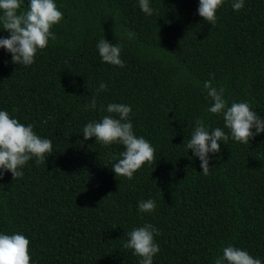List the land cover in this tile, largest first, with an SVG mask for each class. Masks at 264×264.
<instances>
[{
  "label": "trees",
  "instance_id": "obj_1",
  "mask_svg": "<svg viewBox=\"0 0 264 264\" xmlns=\"http://www.w3.org/2000/svg\"><path fill=\"white\" fill-rule=\"evenodd\" d=\"M54 2L64 18L34 64H14L0 48V110L53 144L46 163L33 158L22 178H0V234L28 238L31 264H140L123 245L133 228L152 224L153 264H215L229 245L264 264V133L233 140L203 87L214 74L229 106L247 102L264 118V0H245L240 11L224 0L214 26L198 14L200 0H149L152 16L139 0ZM9 36L0 24V38ZM101 39L121 46L125 67L102 61ZM93 97L96 109L86 107ZM110 103L130 106L134 133L156 149V163L132 180L111 168L123 145L83 137ZM198 119L229 135L209 153L208 175L186 148ZM149 199L155 211L140 212Z\"/></svg>",
  "mask_w": 264,
  "mask_h": 264
},
{
  "label": "clouds",
  "instance_id": "obj_2",
  "mask_svg": "<svg viewBox=\"0 0 264 264\" xmlns=\"http://www.w3.org/2000/svg\"><path fill=\"white\" fill-rule=\"evenodd\" d=\"M23 0H0V24L3 30L10 33L9 37L0 38V48L6 49L12 55V63L31 66L35 63L38 52L47 49L49 40L55 41L52 31L64 18L54 0H30L26 10H21ZM245 0H233L232 7L240 11ZM224 4V0H200L198 14L211 25L217 22V11ZM139 7L147 16H152L155 9L150 7L149 0H139ZM129 39L135 33H126ZM97 48L103 62L125 67L121 59V46L112 44L107 39H101ZM212 79L204 82L206 98L213 102L208 111L215 115H222L227 129L233 140L249 144L260 133H264V118L251 110L247 102L233 101L231 106L225 99L223 86L217 88ZM107 90V85L101 83L97 92ZM96 109L97 99L93 97L90 105ZM101 110H104L103 107ZM107 113L100 122H89L83 128L85 140L96 138V143L104 146L113 144L123 145L125 150L120 153L118 162L111 168L117 177L128 180L145 164L151 166L156 163V149L143 137H137L131 122L132 108L122 103H110ZM255 128V132L252 129ZM229 135L219 127L209 131L203 120L198 119L186 148L191 150L201 161L204 175L210 171L209 153L221 151L220 141L226 145ZM53 144L50 139L37 135L31 124L25 126L18 119L12 118L7 111L0 110V178L11 172L13 179L22 178L24 166L35 158L37 164L46 163V157L51 156ZM138 209L142 213H152L156 209V202L152 199L141 201ZM159 230L152 224L133 228L128 233V240L124 248L133 250L140 257V264H153V257L160 252V246L155 242ZM0 264H31L30 240L24 235L0 234ZM215 264H262L258 258H253L247 251L231 245L223 248V255L215 258Z\"/></svg>",
  "mask_w": 264,
  "mask_h": 264
}]
</instances>
